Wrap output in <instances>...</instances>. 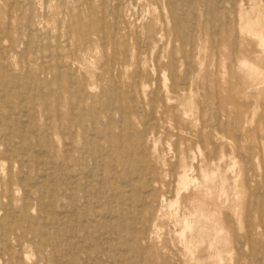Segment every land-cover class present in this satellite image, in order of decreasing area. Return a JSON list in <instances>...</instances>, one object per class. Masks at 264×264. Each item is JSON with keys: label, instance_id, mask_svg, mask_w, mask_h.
I'll return each instance as SVG.
<instances>
[{"label": "rangeland", "instance_id": "374dc122", "mask_svg": "<svg viewBox=\"0 0 264 264\" xmlns=\"http://www.w3.org/2000/svg\"><path fill=\"white\" fill-rule=\"evenodd\" d=\"M118 1L0 0V264H264V0Z\"/></svg>", "mask_w": 264, "mask_h": 264}, {"label": "bare ground", "instance_id": "6f19581e", "mask_svg": "<svg viewBox=\"0 0 264 264\" xmlns=\"http://www.w3.org/2000/svg\"><path fill=\"white\" fill-rule=\"evenodd\" d=\"M116 1H118V0H116ZM117 3H118L117 6H119V1H118ZM129 3H130V2H129ZM120 4H121V2H120ZM122 4H123V2H122ZM111 7H112V6H111ZM118 8H119V7H118ZM118 8H117V10H119ZM112 9H113V8H112ZM104 10H105V9H104ZM104 10H103V11H104ZM117 10H115V11H117ZM121 11H122V10H120V13H121ZM241 11H242V10H241ZM103 13H104V12H103ZM123 22H124V21H123ZM116 23H117V22H116ZM126 24H127V23H126ZM115 25H116V24H115ZM103 26H104V25H103ZM107 26H108V25H107ZM107 26H106V28H107ZM116 26H117V25H116ZM104 28H105V27H104ZM104 31H105V30H104ZM103 36H104V35H103ZM136 40H137V39H136ZM113 44H114V43H113ZM140 52H141V51H140ZM142 52H143V50H142ZM140 55H141V54H140ZM43 58H44V57H43ZM61 65H62V64H61ZM61 65H60V66H61ZM62 68H63V67H62ZM62 68H61V69H62ZM59 69H60V68H59ZM63 70H64V69H63ZM60 75H61V74H60ZM136 76H137V75H136ZM19 81H20V80H19ZM19 81H18V82H19ZM27 82H28V84H29V81H27ZM137 85H138V84H137ZM28 89H29V88H28ZM132 90H133V89H132ZM2 91H3V90H2ZM20 94H21V93H20ZM103 97H104V96H103ZM7 99H8V98H7ZM7 101H8V100H7ZM7 110H8V109H7ZM34 111H35V110H34ZM2 112H3V111H2ZM24 112H25V111H24ZM3 113H5V112H3ZM7 114H8V113H7ZM122 118H123V117H122ZM149 121H150V120H149ZM149 121H148V122H149ZM31 123H32V122H31ZM118 126H119V125H118ZM92 127H93V125H92ZM94 127H96V126H94ZM1 131H2V130H1ZM72 134H73V133H72ZM41 146H42V145H41ZM19 147H20V146H19ZM5 148H6V147H5ZM17 148H18V147H17ZM21 148H22V147H21ZM70 148H72V147H70ZM39 152L41 153V151H39ZM39 152H38V154H39ZM6 160H8V159H6ZM42 161H43V160H42ZM8 162H10V161L8 160ZM32 162H33V161H32ZM32 162H31V164H32ZM42 163H43V162H42ZM179 163H180V162H179ZM16 165H17V164H16ZM29 165H30V164H29ZM35 165H36V164H35ZM37 165H38V164H37ZM23 167H24V166H23ZM19 168H20V167H19ZM27 169H28V168H27ZM38 170H39V169H38ZM49 171H50V170H49ZM49 171H48V172H49ZM26 173H27V172H26ZM50 173H51V171H50ZM86 174H87V173H86ZM147 174H148V173H147ZM39 176H40V175H39ZM150 176H151V175H150ZM41 177H42V175H41ZM45 177H46V176H45ZM22 178H23V176H22ZM30 178H31V177H30ZM33 178H34V177H33ZM38 179H39V177H38ZM51 179H54V178L51 177ZM131 179H132V178H131ZM131 179H130V180H131ZM30 180H31V179H30ZM54 180H55V179H54ZM127 180H128V179H127ZM9 181H10V180H9ZM35 181L37 182V180H35ZM42 181H43V180H42ZM49 181H50V180H49ZM52 181H53V180H52ZM119 181H120V180H119ZM36 182H35V183H36ZM91 182H92V181H91ZM31 183H32V182H31ZM31 183H30V184H31ZM37 183H38V182H37ZM19 184H20V183H19ZM44 184H45V183H44ZM20 186H21V185H20ZM32 186H33V185H32ZM46 186H47V185H46ZM49 186H50V185H49ZM52 186H53V184H52ZM185 186H186L185 178H184V177H181L180 180H179L178 188H179V189H180V188H184ZM29 188H30V187H29ZM60 188H61V187H60ZM60 188H58V189H60ZM142 188H143V187H142ZM30 189H31V188H30ZM40 189H41V188H40ZM56 189H57V187H56ZM99 189H100V188H99ZM134 189H135V188H134ZM26 190H27V189H26ZM37 190H38V188H37ZM52 190H53V189H52ZM60 190H61V189H60ZM83 190H84V189H83ZM35 191H36V190H35ZM50 191H51V190H50ZM23 192H24V191H23ZM84 192H85V191H84ZM100 192H101V191H100ZM89 193H90V192H89ZM114 193H115V192H114ZM128 193H129V192H128ZM128 193H127V194H128ZM90 194H92V193H90ZM66 195H67V194H66ZM129 195H130V194H129ZM144 195H145V194H144ZM31 196H32V193H31ZM32 197H33V196H32ZM144 197H145V196H144ZM33 198H34V197H33ZM145 198H146V197H145ZM73 199H75V198H73ZM146 200H147V199H146ZM148 201H149V200H148ZM101 202H102V201H100V203H101ZM24 203H25V202H24ZM31 203H32V202H31ZM31 203H29V204L32 205ZM137 203H138V202H137ZM46 205H47V204H46ZM40 206H41V205H40ZM40 206H38V207H40ZM47 206H48V205H47ZM43 208H44V207H43ZM12 210H13V209H12ZM12 210H11V211H12ZM76 210H77V208H76ZM40 211H42V210H40ZM74 211H75V210H74ZM62 212H63V211H62ZM62 212H61V213H62ZM71 212H72V211H71ZM133 212H134V211H133ZM17 213H18V212H17ZM107 215H108V214H107ZM17 216H18V215H17ZM19 216H20V214H19ZM21 217H22V216H21ZM130 217H132V216L130 215ZM16 219H17V218H16ZM75 221H76V220H75ZM59 223H60V222H59ZM49 224H50V223H49ZM60 224H61V223H60ZM130 226H131V225H130ZM80 228H81V227H80ZM83 229H84V228H83ZM84 230H85V229H84ZM84 230H83V231H84ZM72 231H73V230H72ZM14 232H15V231H14ZM85 232H87V231L85 230ZM74 233H75V232H74ZM77 234H78V233H77ZM79 234H80V231H79ZM103 234H106V232L103 233ZM98 236H99V235H98ZM98 236H97V237H98ZM103 236H105V235H103ZM75 237H76V236H75ZM79 237H80V236H79ZM100 238H101V237H100ZM84 240H85V239H84ZM104 240H105V238H104ZM82 242H83V239H82ZM99 242H100V241H99ZM241 242H242V241H241ZM85 243H86V242H85ZM88 244H89V243H88ZM88 244H87V245H88ZM98 245H99V244H98ZM100 245H101V244H100ZM9 246H10V245H9ZM93 246H94V245H93ZM90 247H91V245H90ZM101 247H102V246H101ZM114 247H115V246H114ZM98 248H99V247H98ZM96 249H97V248H96ZM96 249H95V250H96ZM97 250H98V249H97ZM65 251H66V250H65ZM126 251H127V250H126ZM75 252H76V251H75ZM84 252H85V251H84ZM98 252H99V251H98ZM85 254H86V253H85ZM86 258H87V257H86ZM99 258H101V257H99ZM142 259H143V258H142ZM80 261H81V260H80ZM80 261H79V262H80ZM92 262H93V261H92ZM110 264H111V262H110Z\"/></svg>", "mask_w": 264, "mask_h": 264}]
</instances>
